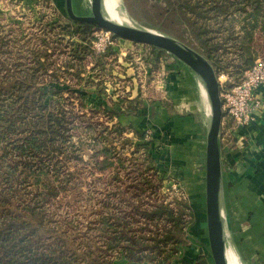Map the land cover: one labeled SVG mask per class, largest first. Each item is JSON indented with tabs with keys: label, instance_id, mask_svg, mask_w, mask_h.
I'll use <instances>...</instances> for the list:
<instances>
[{
	"label": "rangeland",
	"instance_id": "rangeland-1",
	"mask_svg": "<svg viewBox=\"0 0 264 264\" xmlns=\"http://www.w3.org/2000/svg\"><path fill=\"white\" fill-rule=\"evenodd\" d=\"M118 10L131 24L142 26L150 14H134L125 0H119ZM78 12L86 14L89 9ZM66 16L63 3L57 5L54 0H0V65L4 64L3 68L0 66V78L5 66L13 73L18 70L16 74H33L31 80L45 93V102L63 112L65 120L56 139L55 152L42 156L43 164L37 176L36 170L32 171L34 167L11 168L19 182L15 185L17 194L26 200L35 194L37 184L49 186L51 197L39 205L52 224L59 226L60 220L72 219L78 244L93 238L103 241L95 235L91 239L89 235L94 230L89 231L87 227L97 223L99 214L114 208L127 213L138 205L148 208L162 202L176 207V202L188 203L197 214V221L188 226L185 245L188 254H196L189 263L194 264L207 241L204 190L198 181L203 171L202 156L196 149V126L182 131L183 142L174 147L171 157L165 148L170 143L169 132L156 133L152 128L153 107H140L153 99L154 77L162 72V65L154 59L148 46L133 43L125 49L118 43L122 38L117 37L113 47L97 52L92 33L83 41L62 32L61 24ZM72 44L84 48L86 54L81 59L69 55ZM34 48L44 49L47 58L41 56L44 63L31 70ZM258 50L264 53V44ZM183 83L181 88L186 91L180 100L184 107L178 105L177 112L182 108L194 113L203 108L206 111L198 80L194 83L187 77ZM204 115L206 119L207 114ZM169 123L165 131L170 126L178 130L183 127L177 117ZM147 141L148 147L144 144ZM148 156L155 158L150 166ZM17 157L14 151L8 155L9 161L18 160ZM143 176L157 180V184L142 185ZM184 210L187 221L190 214L188 209ZM141 220L134 218L132 226L138 230ZM227 248L236 253L238 264H245L238 252L226 243ZM117 252L107 251L106 255L113 264H128ZM178 257L189 260L184 248Z\"/></svg>",
	"mask_w": 264,
	"mask_h": 264
},
{
	"label": "trees",
	"instance_id": "trees-1",
	"mask_svg": "<svg viewBox=\"0 0 264 264\" xmlns=\"http://www.w3.org/2000/svg\"><path fill=\"white\" fill-rule=\"evenodd\" d=\"M125 3L134 14L150 13L143 26L186 43L203 54L216 70L232 68L237 73L255 58L264 59V53L258 50L264 44V0H125ZM63 20L61 30L69 38L76 36L86 41L85 36L98 28L68 16ZM42 41L46 43L44 38ZM148 48L154 55L157 48ZM83 49L80 44H72L68 53L81 59L86 54ZM41 56L47 58L44 49L31 51V70L44 63ZM13 71L5 66L0 78V264H113L106 255L112 250L118 251V257H124L128 264H169L177 258L181 248L186 247L188 226L197 221V214L188 203L176 202V207L162 202L148 208L138 205L127 213L114 208L99 214L97 223L87 227L94 230L89 235L91 239L95 235L103 241L93 238L78 244L73 220H60L59 226L52 224L39 205L51 197L49 186L37 184L35 194L26 200L17 194L15 185L19 182L11 168L34 167L32 171L36 170L37 176L42 156L55 152L65 120L63 112L45 102V93L31 80L33 74ZM144 144L148 147L149 142ZM12 151L18 160L9 161ZM148 159L150 166L155 158L148 156ZM140 183L155 186L157 180L143 176ZM184 209L190 214L187 221ZM134 218L142 219L138 230L132 226ZM204 245L194 264L212 263L207 241ZM182 264L189 263L182 261Z\"/></svg>",
	"mask_w": 264,
	"mask_h": 264
},
{
	"label": "crops",
	"instance_id": "crops-1",
	"mask_svg": "<svg viewBox=\"0 0 264 264\" xmlns=\"http://www.w3.org/2000/svg\"><path fill=\"white\" fill-rule=\"evenodd\" d=\"M54 2L57 5L63 3L65 7V0H54ZM72 3L78 14L80 13L78 10L89 9L88 0H72ZM118 43L123 44V48L127 49L134 42L122 39ZM115 50L117 51V48ZM190 71L186 66H182L177 71L172 68L164 71V75L160 73L164 88L161 91L154 90L153 99L149 100L148 104H141L140 107H153L151 108L152 128L156 133L163 131L165 135L169 132L170 143L165 148L167 147L171 157L174 155V147L177 148L183 142L182 131H186L187 128L194 129L196 126L198 133L196 149L200 153L199 156H202L200 167L203 171L198 181L204 190L205 141L208 124V118L206 116L204 119V113L207 110L203 111V108L197 113L183 111V108L180 112L176 110L178 105L184 107L180 100L186 91L181 88L185 85L183 80L190 77V80L196 83L197 77ZM201 95L205 103L202 92ZM255 95L263 105L255 111L254 119L242 130L248 138L246 146L243 149L220 151L224 235L226 243L238 252L245 264H264V86L257 88ZM164 102H167L168 106ZM175 117L182 123L181 130L172 129L170 126L165 131L164 128L170 124L169 120ZM161 140L163 142V138ZM187 249L188 247H185L184 252L189 255V260L178 257L169 264H180L182 260L190 263L192 257L195 259L196 254H188Z\"/></svg>",
	"mask_w": 264,
	"mask_h": 264
},
{
	"label": "water",
	"instance_id": "water-1",
	"mask_svg": "<svg viewBox=\"0 0 264 264\" xmlns=\"http://www.w3.org/2000/svg\"><path fill=\"white\" fill-rule=\"evenodd\" d=\"M89 1V13L78 14L72 0H65L66 14L72 20L86 22L135 43L152 46L181 61L203 86L209 109L204 164V204L207 244L213 264H228L222 212V174L219 130L221 99L216 72L209 60L186 43L155 29L135 24H121L102 14L99 0Z\"/></svg>",
	"mask_w": 264,
	"mask_h": 264
},
{
	"label": "built area",
	"instance_id": "built-area-1",
	"mask_svg": "<svg viewBox=\"0 0 264 264\" xmlns=\"http://www.w3.org/2000/svg\"><path fill=\"white\" fill-rule=\"evenodd\" d=\"M91 33L93 36L92 44L97 52H104L116 44L117 37L106 29L96 28ZM135 44L145 46L141 43ZM154 56L157 57L155 60H158L159 64L162 65L161 73L163 75L164 71L172 68L177 71L185 66L169 53H159L157 49ZM214 70L219 84L222 110L219 130L220 151L243 149L248 138L242 130L250 124L254 119L255 111L263 105V102L255 95V90L264 86V59L255 58L251 65L245 66L237 73H234L232 68L227 71ZM162 74L154 77L153 87L155 91H161L164 88ZM204 254L206 255V252ZM205 264H213V262H206Z\"/></svg>",
	"mask_w": 264,
	"mask_h": 264
},
{
	"label": "bare ground",
	"instance_id": "bare-ground-1",
	"mask_svg": "<svg viewBox=\"0 0 264 264\" xmlns=\"http://www.w3.org/2000/svg\"><path fill=\"white\" fill-rule=\"evenodd\" d=\"M100 2V7L102 10V14L118 23L121 24H131L130 20L120 11L118 10L119 6V0H99ZM123 4V3H122ZM200 88L202 92L205 95L206 99V106L207 109H209L208 102H207V97H206V92L203 88V86L200 83ZM226 250V257L228 260V264H238V258L236 256V253H234L232 250L229 248L225 249Z\"/></svg>",
	"mask_w": 264,
	"mask_h": 264
}]
</instances>
